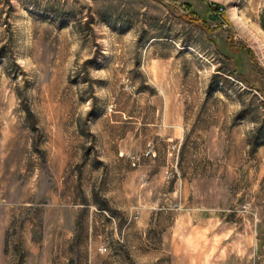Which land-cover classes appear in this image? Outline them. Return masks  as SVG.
Instances as JSON below:
<instances>
[{
    "label": "rangeland",
    "instance_id": "1",
    "mask_svg": "<svg viewBox=\"0 0 264 264\" xmlns=\"http://www.w3.org/2000/svg\"><path fill=\"white\" fill-rule=\"evenodd\" d=\"M234 8L264 35V0H0V264H264Z\"/></svg>",
    "mask_w": 264,
    "mask_h": 264
},
{
    "label": "bare ground",
    "instance_id": "2",
    "mask_svg": "<svg viewBox=\"0 0 264 264\" xmlns=\"http://www.w3.org/2000/svg\"><path fill=\"white\" fill-rule=\"evenodd\" d=\"M232 16L233 20H235L241 28H243L245 31H247V33H249V35L252 37V40H254L260 48H264L263 33L259 29L253 26H249L247 22L241 16L238 15L236 8L232 9Z\"/></svg>",
    "mask_w": 264,
    "mask_h": 264
},
{
    "label": "trees",
    "instance_id": "3",
    "mask_svg": "<svg viewBox=\"0 0 264 264\" xmlns=\"http://www.w3.org/2000/svg\"><path fill=\"white\" fill-rule=\"evenodd\" d=\"M212 17H214V16L211 15V16H210V20H211ZM214 20L216 21V17H214Z\"/></svg>",
    "mask_w": 264,
    "mask_h": 264
},
{
    "label": "water",
    "instance_id": "4",
    "mask_svg": "<svg viewBox=\"0 0 264 264\" xmlns=\"http://www.w3.org/2000/svg\"><path fill=\"white\" fill-rule=\"evenodd\" d=\"M212 19H214V18H212Z\"/></svg>",
    "mask_w": 264,
    "mask_h": 264
}]
</instances>
